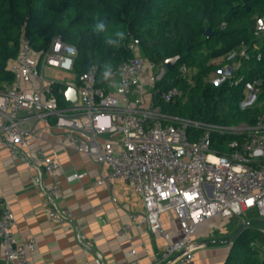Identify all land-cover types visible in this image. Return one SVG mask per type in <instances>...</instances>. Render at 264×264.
I'll use <instances>...</instances> for the list:
<instances>
[{
    "label": "built area",
    "instance_id": "1",
    "mask_svg": "<svg viewBox=\"0 0 264 264\" xmlns=\"http://www.w3.org/2000/svg\"><path fill=\"white\" fill-rule=\"evenodd\" d=\"M256 26L264 31V17L257 18ZM129 48L132 56L107 70L101 79L97 64L74 74L78 49L62 37L38 51L23 35L17 58L9 63L15 79L0 89V147H8L14 156L37 169L33 177L36 186H43V172L50 176L51 183L44 188L47 213L59 223L72 220L71 209L58 205L64 174L58 153L32 150L31 140L38 139L35 122L53 120L54 126L66 131L76 149L110 166L97 184L124 179L141 196L144 213H132V220L146 223L165 241L159 257L148 264H192L202 245L194 234L204 222L216 216H238L247 225L244 215L250 211L264 219V112L253 125L241 122L234 126L166 113L154 102L158 92L155 85L166 74V65L146 60L138 39L131 41ZM239 57H249L245 44L214 59L220 67L211 72L210 81L220 84L232 78L240 66L236 62ZM261 57L258 54V60ZM147 71L154 74L145 83L143 74ZM196 72V67L185 64L180 68V75L189 81ZM54 83L75 87L76 101L69 104L64 95L62 106ZM144 83L152 89L146 104ZM260 93L261 81L246 79L240 106H254ZM183 94L180 87L173 86L163 91L161 98L174 103ZM198 130L201 133L197 135ZM225 133L237 137L226 141V150L221 153L214 147L213 137ZM86 174L72 171L66 177L72 181ZM163 214L178 219L179 238L173 239L164 227ZM14 223L12 209L5 206L0 210L2 261L32 264L29 252L35 241H19L12 231ZM130 227L131 223L125 224L121 233Z\"/></svg>",
    "mask_w": 264,
    "mask_h": 264
},
{
    "label": "trees",
    "instance_id": "2",
    "mask_svg": "<svg viewBox=\"0 0 264 264\" xmlns=\"http://www.w3.org/2000/svg\"><path fill=\"white\" fill-rule=\"evenodd\" d=\"M258 17H264V0H0V89L15 79L9 63L17 58L23 35L38 51L62 37L78 49L75 72L97 64L101 79L132 56L129 44L138 39L148 61L166 65L178 56L155 85L154 102L164 112L206 123L253 125L264 112V31L257 29ZM243 44L249 57L237 59L234 76L212 83L211 72L220 67L213 60ZM184 64L197 69L192 81L180 75ZM246 79L261 81V93L257 104L242 108ZM173 86L184 91L183 97L166 103L161 93ZM53 89L64 106L68 86L54 83ZM236 137L215 134L214 147L223 153L226 141ZM242 226L223 264H264V231L252 223Z\"/></svg>",
    "mask_w": 264,
    "mask_h": 264
},
{
    "label": "crops",
    "instance_id": "3",
    "mask_svg": "<svg viewBox=\"0 0 264 264\" xmlns=\"http://www.w3.org/2000/svg\"><path fill=\"white\" fill-rule=\"evenodd\" d=\"M153 74L150 71L143 74L145 83ZM146 85L149 84L144 88ZM151 93L152 89L149 98ZM34 128L38 139L31 140L32 150H55L59 155L64 174L58 205L69 207L74 217L64 223L50 218L44 192L51 183L50 176L43 172V186H36L33 177L37 169L14 156L8 147H0V210L5 206L12 209L15 217L12 231L19 241H35L29 252L32 264H148L157 259L165 241L153 234L146 223L132 220V213H144V205L131 184L124 179L97 184L110 171L109 165L76 149L66 131L54 126L53 120L37 121ZM72 171L87 174L70 181L66 176ZM162 219L172 238H179L178 219L170 214H163ZM261 219L263 224L259 227L253 221L247 224L264 231ZM127 223H131L130 229L121 233ZM242 225L237 216H216L201 224L194 239L202 245L196 250L192 264H223ZM0 264H4L1 256Z\"/></svg>",
    "mask_w": 264,
    "mask_h": 264
},
{
    "label": "water",
    "instance_id": "4",
    "mask_svg": "<svg viewBox=\"0 0 264 264\" xmlns=\"http://www.w3.org/2000/svg\"><path fill=\"white\" fill-rule=\"evenodd\" d=\"M212 33H211V29L210 27L207 28L206 30V35L210 36ZM178 60V56H175L173 58H170L168 60H166L165 64H166V67L168 70H172L175 63L177 62ZM65 96L67 98V103L71 104L73 102L76 101L77 99V90L75 87L73 86H69L68 89L66 90L65 92ZM178 154H182V151L179 152ZM246 225H243L242 227H245ZM238 234V233H237ZM237 234L235 235V237L237 236Z\"/></svg>",
    "mask_w": 264,
    "mask_h": 264
},
{
    "label": "rangeland",
    "instance_id": "5",
    "mask_svg": "<svg viewBox=\"0 0 264 264\" xmlns=\"http://www.w3.org/2000/svg\"><path fill=\"white\" fill-rule=\"evenodd\" d=\"M55 74V73H54ZM74 74H77L76 72H74ZM145 90V94H146V101L144 102V104L148 103L149 101V97L150 96V91H151V86L150 85H146V87L144 88ZM244 122V121H242ZM241 123V122H239ZM244 217L247 219V221H253V223L255 224V226L259 227L260 225L263 224V221L260 217L257 216L256 211H250L247 214L244 215ZM237 218H239L237 216ZM240 221V220H239Z\"/></svg>",
    "mask_w": 264,
    "mask_h": 264
}]
</instances>
